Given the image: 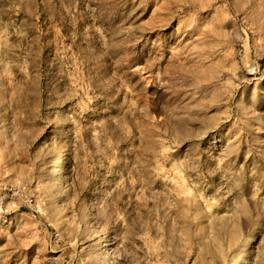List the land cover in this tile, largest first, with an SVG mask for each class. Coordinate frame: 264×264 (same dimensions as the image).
<instances>
[{"label": "rangeland", "instance_id": "374dc122", "mask_svg": "<svg viewBox=\"0 0 264 264\" xmlns=\"http://www.w3.org/2000/svg\"><path fill=\"white\" fill-rule=\"evenodd\" d=\"M243 254L264 264V0H0V264Z\"/></svg>", "mask_w": 264, "mask_h": 264}, {"label": "bare ground", "instance_id": "6f19581e", "mask_svg": "<svg viewBox=\"0 0 264 264\" xmlns=\"http://www.w3.org/2000/svg\"><path fill=\"white\" fill-rule=\"evenodd\" d=\"M65 171V159L63 156H60V158L56 162L55 166V173L56 175H63ZM105 245H101V248H104ZM245 255L243 254L242 256L238 257L235 259V264H241L244 261Z\"/></svg>", "mask_w": 264, "mask_h": 264}]
</instances>
